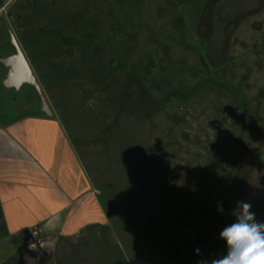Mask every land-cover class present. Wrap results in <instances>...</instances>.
Returning <instances> with one entry per match:
<instances>
[{
    "label": "rangeland",
    "instance_id": "374dc122",
    "mask_svg": "<svg viewBox=\"0 0 264 264\" xmlns=\"http://www.w3.org/2000/svg\"><path fill=\"white\" fill-rule=\"evenodd\" d=\"M12 35L106 217L1 241L0 264H212L239 201L264 223V0H0V55Z\"/></svg>",
    "mask_w": 264,
    "mask_h": 264
},
{
    "label": "crops",
    "instance_id": "0c3cea01",
    "mask_svg": "<svg viewBox=\"0 0 264 264\" xmlns=\"http://www.w3.org/2000/svg\"><path fill=\"white\" fill-rule=\"evenodd\" d=\"M18 105L15 118L0 121V242L39 230L75 237L103 222L97 193L59 119Z\"/></svg>",
    "mask_w": 264,
    "mask_h": 264
},
{
    "label": "clouds",
    "instance_id": "9594fccd",
    "mask_svg": "<svg viewBox=\"0 0 264 264\" xmlns=\"http://www.w3.org/2000/svg\"><path fill=\"white\" fill-rule=\"evenodd\" d=\"M237 207L234 222L220 232L227 252L212 264H264V223L256 221L250 203L239 201Z\"/></svg>",
    "mask_w": 264,
    "mask_h": 264
},
{
    "label": "water",
    "instance_id": "95a60500",
    "mask_svg": "<svg viewBox=\"0 0 264 264\" xmlns=\"http://www.w3.org/2000/svg\"><path fill=\"white\" fill-rule=\"evenodd\" d=\"M11 44L14 49L7 54L0 55V64L7 68L4 75H1V84L4 92L9 93L8 91L14 88L15 102H12V104L16 105L20 98L21 88L26 87L25 90L30 89L38 97V111L53 117L55 115L54 110L42 90L20 44L13 35L11 36Z\"/></svg>",
    "mask_w": 264,
    "mask_h": 264
},
{
    "label": "flooded vegetation",
    "instance_id": "af4514ba",
    "mask_svg": "<svg viewBox=\"0 0 264 264\" xmlns=\"http://www.w3.org/2000/svg\"><path fill=\"white\" fill-rule=\"evenodd\" d=\"M18 41V40H17ZM18 43H19V41H18ZM20 44V46H21V48H22V50H23V46H22V44L21 43H19ZM24 52V51H23ZM25 54V53H24ZM27 58V57H26ZM28 60V59H27ZM29 61V60H28ZM30 63V62H29ZM31 65V64H30ZM32 67V66H31ZM33 69V68H32ZM2 70V75H4V73L6 72V70H7V68L6 67H4L3 66V68L1 69ZM33 71H34V69H33ZM34 73H35V71H34ZM35 75H36V77H37V80H38V82H39V84H40V86L42 87V90L44 91V93H45V95H46V97H47V94H46V91H45V88H44V86L42 85V82H41V80H40V78L38 77V75L35 73ZM25 89H26V87H22L21 88V90H20V96L24 93V91H25ZM14 88H11L8 92L10 93L9 94V102H10V104L7 102V104H3V105H0V109H2L4 112H6L5 111V109H7V107H10V106H12V105H14V104H12V102H15V100H14ZM48 98V97H47ZM20 99V98H19ZM16 114H18V112L16 111H14V112H10L9 113V118L7 119V120H12L13 118H15V116H16Z\"/></svg>",
    "mask_w": 264,
    "mask_h": 264
},
{
    "label": "trees",
    "instance_id": "16d2710c",
    "mask_svg": "<svg viewBox=\"0 0 264 264\" xmlns=\"http://www.w3.org/2000/svg\"><path fill=\"white\" fill-rule=\"evenodd\" d=\"M23 44V43H22ZM89 45H91V44H89ZM23 46H27V42H25L24 41V44H23ZM198 51H199V54L201 55V56H203V57H205V60H206V62H208L209 60H207V50H206V48L203 46V44H199L198 45ZM86 54V53H85ZM85 58L87 57V56H84ZM111 63V62H110ZM209 64V63H208ZM108 67V66H107ZM108 69H109V71L108 72H111V73H114L115 71L113 70L114 69V66H110L109 65V67H108ZM222 84V86H224L225 88H227V89H230L229 88V86H228V84L226 83V81L225 80H223V82L221 83ZM234 97H235V100H237V101H239L240 102V106L244 109H246L247 108V103H246V101H245V99L241 96V95H239V94H235L234 95ZM249 127V126H248ZM250 128V127H249ZM250 131H252L251 130V128H250ZM229 185V184H228Z\"/></svg>",
    "mask_w": 264,
    "mask_h": 264
}]
</instances>
